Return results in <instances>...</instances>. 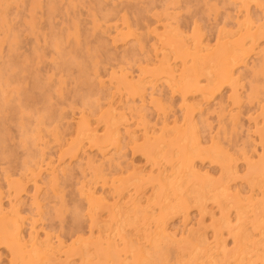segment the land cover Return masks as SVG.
<instances>
[{
  "label": "snow or ice",
  "instance_id": "obj_1",
  "mask_svg": "<svg viewBox=\"0 0 264 264\" xmlns=\"http://www.w3.org/2000/svg\"><path fill=\"white\" fill-rule=\"evenodd\" d=\"M63 7L0 0V264H264V0Z\"/></svg>",
  "mask_w": 264,
  "mask_h": 264
},
{
  "label": "rangeland",
  "instance_id": "obj_2",
  "mask_svg": "<svg viewBox=\"0 0 264 264\" xmlns=\"http://www.w3.org/2000/svg\"><path fill=\"white\" fill-rule=\"evenodd\" d=\"M60 1V2H59ZM90 1H92V0H88V2L90 3ZM2 2H6V3H13V4H15V3H19L20 5H21V15L22 14H24V5L25 4H27V5H29V8H28V10L30 11L31 9H30V5H31V2H32V0H2ZM45 2H47V0H45ZM57 2L60 4V5H63L64 7H63V9L61 10L62 12L61 13H63L62 15H64V14H66L67 12H68V8H67V5L68 4H70V3H73L74 2V0L72 1V0H57ZM66 2L68 3V4H66ZM104 2L106 3H110V4H117V2H118V0H104ZM119 2L120 3H124V4H127V5H130V6H134V4H135V0H119ZM154 2H162V0H154ZM221 3H223V0H221ZM133 4V5H132ZM83 15H85V16H87L88 15V12L85 10V11H83ZM208 35L209 36H211L212 35V33H211V31L208 33ZM33 43H35V42H33ZM207 43V42H206ZM228 43H230V42H228ZM226 44H227V41H226ZM123 48H124V45L123 44H118V45H116L115 46V52H116V54H117V56H120V55H122L123 54ZM5 49H6V44H5V34L3 33V31H2V29H0V52H3V51H5ZM225 53H227V50L225 49V51L224 52H222L221 54H219L218 56H217V60H216V68L215 69H217V66H218V61H220V58H225L226 57V55H224ZM222 55V57H220ZM224 56V57H223ZM2 60H3V57L2 56H0V64H2ZM3 64L2 65H0V73L2 72V70L1 69H3ZM2 67V68H1ZM203 68H201V70H200V74L201 75H203V73H205L204 71L205 70H202ZM216 71V70H215ZM3 79V80H2ZM0 85L1 84H3V85H1V87H0V95H1V97L3 96V93H4V91L6 90V88L7 87H5L6 85H7V81L3 78V76L1 75L0 76ZM3 81V82H2ZM223 83V81L220 83V84H222ZM198 88L196 87V86H193V88H192V91H193V98L194 99H196V96H195V93L198 91L197 90ZM217 89H219L220 90V92H219V90H217V91H214L211 95H213V94H215L216 96H218L217 94H216V92L220 95L219 97L222 99V100H226L227 99V91H225L224 89H221L219 86H217ZM3 90V91H2ZM195 90V91H194ZM226 93H225V92ZM223 92V93H222ZM222 93V94H221ZM9 96H11V93H9ZM222 96H224L225 98H222ZM127 98L125 97V100H126ZM2 98H0V103H1V105H0V111H1V109H3V102H2ZM214 106V105H213ZM151 115H153V114H150V116ZM157 115V117H158V114H156ZM2 116V117H1ZM197 116L199 117V115L197 114ZM197 117V118H198ZM69 119H71V116L69 115V117H68ZM0 125L2 126H0L1 128H0V133L1 134H4V131H5V126H4V123H5V121H4V114H3V112L1 111L0 112ZM177 119H180L179 121H180V123L182 124L183 123V115L181 114V113H179V112H177L175 115H173L172 117H171V124L169 125V127L170 128H174L175 127V125L177 124V122H174L175 120L177 121ZM4 121V122H3ZM176 123V124H175ZM250 123H253V125L255 124V120H253V121H251ZM151 124L152 125H156L157 124V119H152L151 120ZM4 126V127H3ZM247 126V125H246ZM177 128L178 127H175V129L174 130H176V131H174V135H176L179 131L181 132L182 131V128L181 127H179L178 128V130H177ZM4 130V131H3ZM2 131V132H1ZM178 133L177 135L178 136H180L182 133ZM1 134H0V138H1ZM176 135V136H177ZM210 138V137H209ZM211 139V138H210ZM210 141V140H209ZM89 151L91 152V149H89ZM49 158H51V157H49ZM73 163H75V161H73ZM136 164H137V166H143L144 164H147V161L144 159V157L143 156H139V157H137L136 158ZM3 190V184H2V182H0V191H2ZM146 199V198H145ZM2 203V204H1ZM4 204V205H3ZM8 202H7V199L5 198V200H3V201H0V212H5L7 209H8ZM4 206V207H3ZM3 207V208H2ZM213 207H214V205H210L209 206V212H211V210L213 209ZM7 212V211H6ZM23 212V210L21 209V213ZM2 214V213H1ZM22 214H25V213H22ZM192 218H193V222H199L200 221V216H199V212H198V210H194L193 212H192ZM5 216V214H2V215H0V223H1V227H0V231H3L6 227H7V219H6V216ZM5 220V222H3ZM6 224V225H5ZM185 224H187V227L188 228H191L192 227V223L191 222H188V217L186 216L185 218H184V220H175L174 222H170V227H169V231H172V232H176V231H179L181 234L183 233L184 234V225ZM6 226V227H5ZM22 232H20V234L21 233H23V234H21V238H25V239H27V238H30L31 237V235L32 234H30V232L32 231L31 230V227H29V228H26V229H23V230H21ZM183 231V232H182ZM27 233V236H25V233ZM32 233V232H31ZM229 235H231V234H229ZM24 236V237H23ZM223 236V237H222ZM226 235H220V237L217 239V242L215 241V245L213 244V245H211L210 246V249H211V251H212V253L211 252H209L208 253V257L206 258V256H203L202 258H205V259H210L211 257H212V255L214 256V257H212V258H217V259H219V255H220V257L221 256H223L222 258H220L221 260H223V258L225 257V254H222V252L224 253V247L222 246V245H220V244H225V242L228 240V238H229V236H227V237H225ZM223 238V240H221ZM225 239V240H224ZM222 241H223V243H222ZM214 246V247H213ZM219 246H221V247H219ZM211 247H213V249L211 248ZM216 248H217V250H216ZM219 248V249H218ZM215 249V250H214ZM215 251V252H214ZM220 251V253H216V252H219ZM222 251V252H221ZM192 252L190 251L189 252V256L191 257L194 253H192ZM211 253V254H210ZM214 253V254H213ZM216 253V254H215ZM218 254V255H217ZM216 255V256H215ZM211 256V257H210ZM0 257H7V258H9L10 259V257L8 256V252H7V249H5V248H2V247H0ZM211 258V259H212ZM229 258H231V257H229ZM225 259V258H224Z\"/></svg>",
  "mask_w": 264,
  "mask_h": 264
},
{
  "label": "bare ground",
  "instance_id": "obj_3",
  "mask_svg": "<svg viewBox=\"0 0 264 264\" xmlns=\"http://www.w3.org/2000/svg\"><path fill=\"white\" fill-rule=\"evenodd\" d=\"M73 1V0H72ZM60 2V1H59ZM74 2H75V0H74ZM92 1H90V3H91ZM107 3V2H106ZM66 4H68L67 2H66ZM71 4V3H70ZM133 5V4H132ZM22 11V10H21ZM62 12V11H61ZM63 13H61V16H63L62 15ZM23 15V14H22ZM33 42H35V41H33ZM207 42V41H206ZM228 43V42H227ZM224 55H226V57L225 58H220V61H218V66H217V69H215L216 71V73H217V75L218 76H224V75H227L230 71H231V69L233 68V67H235L236 66V64L238 63V62H240L239 61V59L236 57V56H234V55H232L231 53H229L228 51H227V53H225ZM220 57H222V55L220 56ZM224 57V56H223ZM3 64V63H2ZM2 64H0V65H2ZM3 67V66H2ZM1 67V68H2ZM2 70V69H1ZM202 70H204V69H202ZM205 72V71H204ZM2 73V72H1ZM201 73V72H200ZM204 74V73H203ZM1 76V75H0ZM3 80V79H2ZM1 81V80H0ZM223 80H220V81H218V83H221ZM3 82V81H2ZM1 85H3V84H1ZM1 85H0V87H1ZM4 86V85H3ZM5 87H7V85L5 86ZM221 89H223L222 87H220ZM198 91H199V89H197ZM217 90H219V89H217V87H214L213 89H210L209 90V95L211 96V94L214 92V91H217ZM3 91V90H2ZM195 91V90H194ZM193 92V91H192ZM219 92H220V90H219ZM225 92V91H224ZM223 93V92H222ZM221 93V94H222ZM226 93V92H225ZM216 94L218 95V96H220L217 92H216ZM215 95V94H214ZM228 95V94H227ZM0 98H2L3 99V96L1 97V95H0ZM222 98H225L224 96H222ZM2 102H3V100H2ZM0 105H1V103H0ZM3 107V106H2ZM1 108V107H0ZM1 111L3 112V110L1 109ZM0 111V112H1ZM2 117V116H1ZM198 117V116H197ZM199 118V117H198ZM1 120V119H0ZM180 120V119H179ZM5 121V120H4ZM3 121V122H4ZM174 122H177L176 120L174 121ZM176 124V123H175ZM253 124V123H252ZM1 126V125H0ZM4 126H5V123H4ZM3 126V127H4ZM176 126V125H175ZM2 127V126H1ZM0 127V128H1ZM179 128V127H178ZM178 128H177V130H178ZM5 129V128H4ZM174 129H175V127H174ZM4 131V130H3ZM174 131H176V130H174ZM2 132V131H1ZM5 132V131H4ZM180 132V131H179ZM178 132V133H179ZM177 133V134H178ZM180 133H182V131L180 132ZM1 134V133H0ZM176 134V135H177ZM3 135L4 134H1V138L3 137ZM177 137H178V135H177ZM209 140H210V138H209ZM2 204V203H1ZM4 205V204H3ZM8 205V204H7ZM1 207V206H0ZM4 207V206H3ZM2 207V208H3ZM1 209V208H0ZM7 211V210H6ZM6 211L3 213V212H0V215H2V214H5L6 213ZM2 213V214H1ZM23 213V212H22ZM21 213V214H22ZM5 217V216H4ZM1 218V217H0ZM3 222H5V220L3 221ZM6 225V224H5ZM2 225H1V223H0V227H1ZM6 227V226H5ZM173 231V230H172ZM22 232V231H21ZM32 232V231H31ZM30 232V234H32ZM175 232V231H174ZM183 232V231H182ZM25 233V232H24ZM21 234H23V233H21ZM230 234V233H229ZM181 235H183V233L181 234ZM32 236V235H31ZM24 237V236H23ZM220 237V236H219ZM223 237V236H222ZM225 237H227V236H225ZM219 240V239H218ZM221 240H223V238L221 239ZM225 240V239H224ZM216 242H217V240H216ZM222 243H223V241H222ZM215 245V244H214ZM220 245H222L223 247H224V245L223 244H220ZM216 246V245H215ZM214 247V246H213ZM213 247H211L212 249H213ZM219 247H221V246H219ZM219 249V248H218ZM215 250V249H214ZM216 250H217V248H216ZM210 252L212 253V251L210 250ZM215 252V251H214ZM222 252V251H221ZM210 253V254H211ZM216 253H220V251L219 252H216ZM215 253V254H216ZM192 254V253H191ZM214 254V253H213ZM222 254H224L223 252H222ZM194 255V254H193ZM218 255V254H217ZM221 255V254H220ZM220 255H219V259L220 258H222L223 256H221L220 257ZM216 256V255H215ZM208 257V255L206 256V258ZM211 257V256H210ZM212 257H214L213 255H212ZM211 257V258H212ZM210 258V259H211ZM218 258V257H217ZM225 258V257H224ZM223 258V259H224ZM205 259V258H204Z\"/></svg>",
  "mask_w": 264,
  "mask_h": 264
}]
</instances>
